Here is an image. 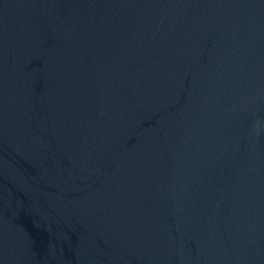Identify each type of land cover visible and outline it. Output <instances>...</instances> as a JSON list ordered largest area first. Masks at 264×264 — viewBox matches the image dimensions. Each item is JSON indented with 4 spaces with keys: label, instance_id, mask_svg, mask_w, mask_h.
Masks as SVG:
<instances>
[{
    "label": "water",
    "instance_id": "water-1",
    "mask_svg": "<svg viewBox=\"0 0 264 264\" xmlns=\"http://www.w3.org/2000/svg\"><path fill=\"white\" fill-rule=\"evenodd\" d=\"M0 264H264V0H0Z\"/></svg>",
    "mask_w": 264,
    "mask_h": 264
}]
</instances>
